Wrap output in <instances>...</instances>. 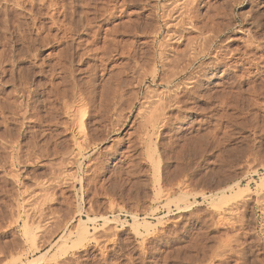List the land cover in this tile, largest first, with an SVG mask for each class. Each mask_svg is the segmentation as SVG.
<instances>
[{
    "label": "rangeland",
    "instance_id": "1",
    "mask_svg": "<svg viewBox=\"0 0 264 264\" xmlns=\"http://www.w3.org/2000/svg\"><path fill=\"white\" fill-rule=\"evenodd\" d=\"M28 1L0 0V264H264V0ZM176 2L213 51L150 128L157 41L199 37L165 40Z\"/></svg>",
    "mask_w": 264,
    "mask_h": 264
},
{
    "label": "bare ground",
    "instance_id": "2",
    "mask_svg": "<svg viewBox=\"0 0 264 264\" xmlns=\"http://www.w3.org/2000/svg\"><path fill=\"white\" fill-rule=\"evenodd\" d=\"M30 1V0H29ZM28 1V2H29ZM25 2V1H24ZM41 2V1H40ZM78 2V1H77ZM195 2V1H194ZM197 2V1H196ZM226 2V1H225ZM38 3V2H37ZM53 3V2H52ZM55 3V2H54ZM74 3V2H73ZM178 3H179V1H178ZM181 3V4H180ZM178 5H182V3L183 2H180ZM185 3V2H184ZM16 4V3H15ZM49 4V3H48ZM66 4V3H65ZM76 4V3H75ZM101 4V3H100ZM125 4V3H124ZM177 4V2L176 3H174V8L172 7V6H170L169 8H171L170 10H169V8H166L167 10H168V14H166L167 12H164L163 11V13H165L166 14V17H164L163 16V18H166V19H170L168 22H170L169 24H167L166 26H168L169 27V30L167 31V32H165L164 34H166V37H165V40H171V41H173V42H177V44H179V43H181L182 41H186V43H185V47H184V49L183 50H175V49H173V48H171L169 45H167V44H165L164 42H160V44L158 43V41H157V46H158V49L156 50V53L154 54L153 53V55H152V71H151V73H150V78H151V83H152V85L154 86L156 83H157V81H159L158 82V85H162L164 88H165V90H163V91H157V90H155V91H150V93H151V96H149L150 95V93H148V95L147 96H149L148 98L147 97H144V98H142V100H143V102H142V106H143V108H144V111H145V109H146V111H145V114H144V118L146 119V121H143L144 123L146 122V124H148V125H151V127L150 128H152L153 126H154V124H156V122L158 121V118H159V116L161 117V115H160V112H161V110H162V112H163V110L164 109H166V108H168V107H170L175 101H174V99H176V96L181 92V91H186L187 89H191V88H193L194 87V85L196 84V80H195V73H193L192 71V73H190L189 74V76L187 75V72L192 68V66L194 65V63H195V61L199 58V57H202V56H204L205 55V53H206V55H207V53L208 52H210V51H213L212 50V43L214 42L213 41V37H212V39L211 38H209V36H207V34H206V36L204 35V33H202V30L203 29H205V28H201L200 26H197L196 24L197 23H194V22H196V20H197V18H198V16H197V14H196V8H195V6H190L189 7V5L187 4V6H185L184 4V7L183 8H181V9H177V11H176V9H175V5ZM192 4V3H191ZM33 5V4H32ZM52 5V4H51ZM22 6V5H21ZM112 6V5H111ZM177 6V5H176ZM232 6V5H231ZM66 7V6H65ZM91 7V6H90ZM102 7V6H101ZM181 7V6H180ZM200 7V6H199ZM220 7V6H219ZM99 8V7H98ZM105 8V7H104ZM107 8V7H106ZM177 8H179V7H177ZM13 9V8H12ZM37 9V8H36ZM62 9V8H61ZM209 9V8H208ZM150 10V9H149ZM166 10V11H167ZM217 10H219V9H217ZM103 11V10H102ZM112 11V10H111ZM221 11V10H220ZM8 12V11H7ZM162 12V11H161ZM160 12V13H161ZM64 13V12H63ZM96 13V12H95ZM120 13V12H119ZM149 13V12H148ZM202 13H204V12H202ZM165 14H162V15H165ZM4 15V14H3ZM41 15V14H40ZM209 15V14H208ZM213 15V14H212ZM80 16V15H79ZM104 17H105V15H104ZM5 18V17H4ZM3 18V19H4ZM30 18V17H29ZM56 18V17H55ZM63 18V17H62ZM102 18V17H101ZM214 18H215V16H214ZM213 19V18H212ZM62 20V19H61ZM164 20V19H163ZM211 20V19H210ZM152 21V20H151ZM202 21V20H201ZM212 21V20H211ZM5 22V21H4ZM167 22V23H168ZM22 23V22H21ZM42 23V22H41ZM52 23V22H51ZM56 23V22H55ZM54 23V24H55ZM80 23V22H79ZM216 23V22H215ZM231 23V22H230ZM229 23V24H230ZM254 23V22H253ZM4 24V23H3ZM15 25V24H14ZM17 25V24H16ZM51 25V24H50ZM64 25V24H63ZM200 25V24H199ZM215 25V24H214ZM42 26V25H41ZM55 26V25H54ZM208 27V25H206V24H204V27ZM37 27V26H36ZM73 27V26H72ZM93 27V26H92ZM154 27V26H153ZM170 27L171 28H173V29H170ZM211 27V26H210ZM63 28V27H62ZM130 28V27H129ZM166 28V27H165ZM218 28V27H217ZM67 29V28H66ZM107 29V28H106ZM124 29V28H123ZM151 29V28H150ZM153 29V28H152ZM168 29V28H167ZM166 29V30H167ZM3 30V29H2ZM111 30V29H110ZM206 30V29H205ZM205 30H203V31H205ZM215 30V29H214ZM68 31V30H67ZM104 31V30H103ZM135 31V30H134ZM187 31H189V33H190V31L192 32H197L196 34H199V37H197V38H195V36L192 38H188L187 37V39L186 40H183L184 38H185V36H184V34H185V32H187ZM211 31V30H210ZM239 31V30H238ZM4 32V31H3ZM66 32V31H65ZM70 32V31H69ZM129 32V31H128ZM215 32H216V30H215ZM253 32V31H252ZM19 33V32H18ZM38 33V32H37ZM132 33V32H131ZM213 33H214V31H213ZM217 33V32H216ZM222 33V32H221ZM6 34V33H5ZM4 34V35H5ZM218 34H220V31L218 32ZM217 34V36L215 37V38H218L219 37V35ZM18 35V34H17ZM123 35V34H122ZM202 35H204L203 37H201ZM49 36V35H48ZM165 36V35H164ZM196 36H198V35H196ZM39 37V36H38ZM95 38V37H94ZM112 38V37H111ZM167 38V39H166ZM164 39V38H163ZM237 39V38H236ZM243 39V38H242ZM72 40V39H71ZM229 40V39H228ZM44 41V40H43ZM134 41V40H133ZM132 41V42H133ZM227 41V40H226ZM92 42V41H91ZM127 42V41H126ZM131 42V43H132ZM138 42V41H137ZM170 42V41H169ZM172 42V43H173ZM123 43V42H122ZM156 43V42H155ZM171 43V42H170ZM169 43V44H170ZM171 43V44H172ZM241 43V42H240ZM249 43V42H248ZM2 44V43H1ZM108 44V43H107ZM125 44V43H124ZM159 44V45H158ZM175 44V43H174ZM182 44V43H181ZM93 45H94V43H93ZM110 45H111V43H110ZM154 45V44H153ZM176 45V44H175ZM28 46V45H27ZM119 46V45H118ZM151 46V45H150ZM173 46V45H172ZM246 46V45H245ZM250 46V45H249ZM155 47V46H154ZM70 48V47H69ZM113 48V47H112ZM111 48V49H112ZM136 48V47H135ZM176 48V47H175ZM219 48V47H218ZM248 48V47H247ZM34 49V48H33ZM125 49V48H124ZM127 49V48H126ZM130 49V48H129ZM149 49V48H148ZM156 49V48H155ZM154 49V50H155ZM181 49V48H180ZM213 49H214V47H213ZM82 50V49H81ZM92 50V49H91ZM90 50V51H91ZM153 50V49H152ZM218 50V49H217ZM34 51V50H33ZM97 51V50H96ZM116 51V50H115ZM125 50H123V52H124ZM216 51V50H215ZM218 51H220V50H218ZM234 51V50H233ZM86 52V51H85ZM93 52V51H92ZM122 52V51H121ZM89 53H91V52H89ZM128 53H129V51H128ZM80 54V53H79ZM224 54V53H223ZM227 54V53H226ZM254 54V53H253ZM25 55V54H24ZM65 55V54H64ZM133 55V54H132ZM216 55V54H215ZM82 56V55H81ZM134 56V55H133ZM148 56V55H147ZM79 57V56H78ZM66 58V57H65ZM64 58V59H65ZM72 58H73V56H72ZM115 58V57H114ZM140 58V57H139ZM80 59V58H79ZM112 59V58H111ZM243 59V58H242ZM250 59V58H249ZM120 60V59H119ZM261 60V59H260ZM218 61V60H217ZM10 62V61H9ZM149 62V61H148ZM8 63V62H7ZM100 63H101V61H100ZM126 63V62H125ZM208 63H210V62H208ZM3 64V63H2ZM127 64V63H126ZM8 65H9V63H8ZM84 65V64H83ZM207 65V64H206ZM216 65V64H215ZM234 65V64H233ZM125 66V65H124ZM123 66V67H124ZM65 67V66H64ZM115 67V66H114ZM227 67V66H226ZM71 68V67H70ZM86 68V67H85ZM84 68V69H85ZM148 68V67H147ZM67 69V68H66ZM149 69V68H148ZM245 69V68H244ZM116 70V69H115ZM89 71V70H88ZM144 71V70H143ZM150 71V70H149ZM245 71V70H244ZM134 72V71H133ZM115 73V72H114ZM117 73V72H116ZM115 73V74H116ZM139 73H140V71H139ZM148 74V73H147ZM194 74V75H193ZM205 74V73H204ZM125 75H126V73H125ZM187 75V77H185V79H183V81H181V82H178V83H176L175 85H174V81L175 80H177L179 77H181V76H186ZM232 75V74H231ZM119 77V76H118ZM232 77V76H231ZM242 77V76H241ZM69 78V77H68ZM139 78V77H138ZM96 79V78H95ZM230 79V78H229ZM73 80V79H72ZM83 80V79H82ZM117 80V79H116ZM136 80H137V78H136ZM139 81V80H138ZM226 81V80H225ZM235 81V80H234ZM86 83V82H85ZM144 83V82H143ZM231 83V82H230ZM114 84V83H113ZM139 84H142V83H139ZM133 85V84H132ZM217 85V84H216ZM232 85V84H231ZM83 86V85H82ZM105 86V85H104ZM113 86H115V85H113ZM140 86V85H139ZM221 86V85H220ZM116 87V86H115ZM118 88V87H117ZM54 89V88H53ZM146 89V88H145ZM56 90V89H55ZM79 90H81V89H79ZM105 90V89H104ZM103 90V91H104ZM115 90V89H114ZM113 90V91H114ZM148 90H150V89H148ZM147 90V91H148ZM68 91H69V89H68ZM107 91H109V90H107ZM113 91H111V93H113L112 94V96H114L115 94H114V92ZM224 91V90H223ZM226 92V91H225ZM243 92V91H242ZM87 93V92H86ZM129 93V92H128ZM197 93V92H196ZM229 93V92H228ZM258 93V92H257ZM55 94V93H54ZM77 94V93H76ZM106 94V93H105ZM109 93L107 92V95H106V97H108L109 95H108ZM132 94V93H131ZM181 94V93H180ZM207 94V93H206ZM78 95V94H77ZM111 95V94H110ZM119 95V94H118ZM198 95V94H197ZM63 96V95H62ZM61 96V97H62ZM85 96V95H84ZM130 96V95H129ZM136 96V95H135ZM146 96V95H145ZM230 96V95H229ZM100 97V96H99ZM111 97V96H110ZM110 97H108V98H110ZM210 97V96H209ZM220 97V96H219ZM226 97V96H225ZM113 98V97H112ZM132 98V97H131ZM61 99V98H60ZM62 99H64V98H62ZM71 99V98H70ZM83 99V98H82ZM179 99V98H178ZM218 100H219V98H217ZM223 99V98H222ZM24 100V99H23ZM86 100H87V98H86ZM108 100V99H107ZM120 100V99H119ZM13 101V100H12ZM20 101V100H19ZM18 101V102H19ZM183 101V100H182ZM119 102V101H118ZM87 103V102H86ZM104 103H105V101H104ZM177 103H178V101H177ZM176 103V104H177ZM189 103V102H188ZM223 103V102H222ZM17 104V103H16ZM20 104V103H19ZM107 104V102L104 104V106ZM111 104H112V102H111ZM175 104V103H174ZM127 105V104H126ZM2 106V105H1ZM18 106V105H17ZM110 106V105H109ZM174 106H176V105H174ZM85 107V106H84ZM190 107V106H189ZM192 107V106H191ZM20 108V107H19ZM77 108V109H76ZM75 108V106H72V113L74 114V116L76 117H78L77 119V123H76V125H78V127H77V130L79 131V133H81V132H83L82 131V129H84L83 128V118L85 117V115H86V111H85V108H83V107H81V108H78V107H76ZM124 108H122V110H123ZM190 109V108H189ZM8 110V109H7ZM21 110V109H20ZM127 110V109H126ZM115 112V111H114ZM139 112H140V110H139ZM92 113V112H91ZM142 113H144V112H142ZM179 113V112H178ZM88 114V113H87ZM112 114V113H111ZM139 114V113H138ZM20 118V117H19ZM39 118H40V116H39ZM38 118V119H39ZM47 118V117H46ZM105 119V118H104ZM114 119V118H113ZM144 119V120H145ZM96 120V119H95ZM4 121V120H3ZM18 121V120H17ZM48 121V120H47ZM21 122V121H20ZM119 122V121H118ZM159 122V121H158ZM177 122V121H176ZM49 123H51V122H49ZM67 123V122H66ZM73 123H75L74 121H73ZM109 123H111V122H109ZM103 124V123H102ZM74 125V124H73ZM116 125H118V124H116ZM115 125V126H116ZM141 125V124H140ZM144 125V124H143ZM112 127L114 126V124L113 125H111ZM119 126V125H118ZM66 127V126H65ZM162 127H164V126H162ZM16 130V129H15ZM110 130V129H109ZM137 130V129H136ZM19 131V130H18ZM98 131H99V129H98ZM145 131V130H144ZM6 132V131H5ZM104 132H107V131H104ZM138 132V131H137ZM142 132V131H141ZM46 133V132H45ZM5 134V133H4ZM51 134V133H50ZM83 134V133H82ZM111 134V133H110ZM156 134V133H155ZM16 135V134H15ZM85 135V134H84ZM103 135V134H102ZM150 135V134H149ZM142 136H143V134H142ZM105 137V136H104ZM7 138V137H6ZM55 138V137H54ZM102 138V137H101ZM51 140V139H50ZM52 141V140H51ZM118 141V140H117ZM146 141V140H145ZM55 142V141H54ZM77 142V141H76ZM79 142V141H78ZM88 142V141H87ZM98 142V141H97ZM13 143V142H12ZM56 143V142H55ZM14 145V144H13ZM47 145V144H46ZM55 145V144H54ZM61 145V144H60ZM37 146V145H36ZM48 147V146H47ZM54 147V146H53ZM79 147V146H78ZM147 147V146H146ZM17 148H18V146H17ZM39 148V147H38ZM60 149V148H59ZM45 150V149H44ZM84 150V149H83ZM18 151V150H17ZM61 151V150H60ZM146 151V150H145ZM43 153V152H42ZM53 153V152H52ZM58 153H60L59 152V150H58ZM76 153V152H75ZM78 153H80L79 151H78ZM47 154V153H46ZM55 154V153H54ZM81 154V153H80ZM79 154V155H80ZM90 154V153H89ZM9 155V154H8ZM7 155V156H8ZM78 154H74V156H73V154H72V160L73 161H71L72 163L74 162V159L76 158V157H78L77 156ZM6 156V157H7ZM55 156V155H54ZM65 156V155H64ZM1 157H2V155H1ZM29 157V156H28ZM50 157V156H49ZM66 157V156H65ZM80 157V156H79ZM147 157V156H146ZM155 157V156H154ZM40 158V157H39ZM62 158V157H61ZM96 158V157H95ZM42 159V158H41ZM89 159V158H88ZM55 160V159H54ZM58 160V159H57ZM76 161H77V159H75ZM19 161H21V160H19ZM26 161V160H25ZM75 161V162H76ZM14 162V161H13ZM34 162V161H33ZM59 162V161H58ZM61 162H62V160H61ZM74 162V163H75ZM78 162V161H77ZM76 162V163H77ZM70 163V162H69ZM75 163V164H76ZM30 164V163H29ZM93 164V163H92ZM4 165V164H3ZM20 165V164H19ZM57 165V164H56ZM55 165V166H56ZM2 166V165H1ZM60 166V165H59ZM66 166V165H65ZM54 167V166H53ZM92 167V166H91ZM91 167H90V169H91ZM262 167H263V165H262ZM56 168V167H55ZM62 168V167H61ZM151 168H152V166H151ZM70 169V168H69ZM73 170V169H72ZM94 171V170H93ZM75 172V171H74ZM10 173H12V172H10ZM58 173V172H57ZM70 173V172H69ZM61 174V173H60ZM2 175V174H1ZM13 175V174H12ZM98 175V174H97ZM54 177V176H53ZM75 177V176H74ZM73 177V178H74ZM264 177V176H263ZM64 178V177H63ZM80 178V177H79ZM93 178V177H92ZM50 179H52L51 177H50ZM50 179H49V182L52 184V182L54 181L53 179H52V181H50ZM55 179V178H54ZM63 180H65V179H63ZM86 180V179H85ZM230 180V179H229ZM79 181V180H78ZM96 181V180H95ZM259 181H261V180H259ZM184 182V181H183ZM80 183V182H79ZM262 183H264V182H262ZM58 184V183H57ZM62 184V183H61ZM59 185V184H58ZM69 185V184H68ZM260 185L262 186V184L260 183ZM62 186V185H61ZM85 186V185H84ZM258 186V185H257ZM73 187V186H72ZM172 188V187H171ZM47 189V188H46ZM71 189V188H70ZM24 190V189H23ZM62 190V189H61ZM65 190V189H64ZM80 190V189H79ZM170 190V189H169ZM70 192V191H69ZM41 193V192H40ZM54 193V192H53ZM61 193V192H60ZM75 193V192H74ZM171 193V192H170ZM12 194V193H11ZM10 194V195H11ZM29 194V193H28ZM85 194V193H84ZM46 195V194H45ZM48 195V194H47ZM52 195V194H51ZM58 195V194H57ZM81 195V194H80ZM31 196V195H30ZM38 196V195H37ZM55 196H56V194H55ZM42 197V196H41ZM47 197V196H46ZM63 197V196H62ZM185 197V196H184ZM66 198V197H65ZM57 199V198H56ZM55 199V200H56ZM43 200H45V199H43ZM81 200V199H80ZM264 200V199H263ZM36 201V200H35ZM53 201V200H52ZM1 202V201H0ZM41 202H42V200H41ZM45 202V201H44ZM43 202V203H44ZM168 202V201H167ZM3 203V202H2ZM32 203V202H31ZM242 203V202H241ZM42 204V203H41ZM235 204V203H234ZM17 205V204H16ZM7 206H9V205H7ZM39 206V205H38ZM41 206V205H40ZM229 206V205H228ZM240 206V205H239ZM27 207V206H26ZM48 207V206H47ZM46 208V207H45ZM68 208V207H67ZM27 209V208H26ZM30 209V208H29ZM86 209H88V208H86ZM221 209V208H220ZM12 210H14V208L12 209ZM35 210V209H34ZM41 210V209H40ZM46 210V209H45ZM54 210V209H53ZM80 210V209H79ZM225 210V209H224ZM15 211V210H14ZM17 211V210H16ZM30 211V210H29ZM227 211V210H226ZM232 211V210H231ZM50 212V211H49ZM78 212V211H77ZM70 213V212H69ZM91 213V212H90ZM61 214H63V213H61ZM71 214V213H70ZM92 214V213H91ZM53 217H55V216H53ZM220 217V216H219ZM57 218V217H56ZM68 218V217H67ZM94 218V217H93ZM105 218V217H104ZM32 219H33V217H32ZM60 220V219H59ZM86 220V219H85ZM89 220H92V219H89ZM105 220V219H104ZM134 220H135V218H134ZM223 220V219H222ZM54 221H55V219H54ZM57 221V220H56ZM35 222V221H34ZM36 222H38V221H36ZM35 222V223H36ZM85 222V221H84ZM83 221H82V224H80V225H78L79 227H77V229L75 230V234L74 235H76V238H80V237H84L85 238V236L87 235V227H86V223H84ZM57 223V222H56ZM94 223V222H93ZM135 223V222H134ZM26 224H28V223H26ZM54 224V223H53ZM55 225V224H54ZM144 225H145V223H144ZM25 227H26V225H24ZM29 227V226H28ZM51 227H53V226H51ZM50 227V229H53V228H55V227H53V228H51ZM43 228V227H42ZM59 228V227H58ZM91 228V227H90ZM93 228V227H92ZM144 228V227H143ZM152 228V227H151ZM97 229V228H96ZM38 230V229H37ZM43 230V229H42ZM54 230V229H53ZM111 231V230H110ZM109 231V232H110ZM45 232H47V230H45ZM51 232V231H50ZM95 232V231H94ZM103 232V231H102ZM115 233V232H114ZM51 234V233H50ZM70 234V233H69ZM68 234V235H69ZM32 235H34V234H32ZM37 235V234H36ZM99 235V234H98ZM112 235V234H111ZM31 236V235H30ZM29 236V237H30ZM49 236V235H48ZM47 236V237H48ZM51 236V235H50ZM35 237V236H34ZM105 237H106V235H105ZM104 237V238H105ZM31 238V237H30ZM44 238V237H43ZM59 238V237H58ZM106 238H108V237H106ZM46 239V238H45ZM88 239V238H87ZM143 239V238H142ZM59 240V239H58ZM95 239H93L92 241H94ZM39 241V240H38ZM41 241V240H40ZM49 241V240H48ZM99 241V240H98ZM101 242V241H100ZM117 242V241H116ZM44 243V242H43ZM98 243V242H97ZM124 243V242H123ZM72 244V243H71ZM107 244V243H106ZM36 245V244H35ZM40 245V244H39ZM79 245V244H78ZM95 245H96V243H95ZM131 245H132V243H131ZM42 246H43V244H42ZM65 246V245H64ZM130 246V245H129ZM33 247H35L34 245H33ZM41 247V246H40ZM72 247V246H71ZM105 247V246H104ZM75 248V247H74ZM73 248V249H74ZM108 248V247H107ZM127 248V247H126ZM134 248V247H133ZM139 249V248H138ZM66 250V249H65ZM70 250V249H69ZM144 250V249H143ZM68 251V250H67ZM109 252V251H108ZM234 252V251H233ZM123 254V253H122ZM50 256V255H49ZM78 256V255H77ZM122 256V255H121ZM25 257V256H24ZM37 258H38V256H37ZM32 260V259H31ZM47 260V259H46ZM77 260V259H76ZM15 261H16V259H15ZM27 261V260H26ZM78 261V260H77ZM86 261V260H85ZM14 262V261H13ZM68 262H69V260H68ZM35 263V262H34Z\"/></svg>",
    "mask_w": 264,
    "mask_h": 264
}]
</instances>
